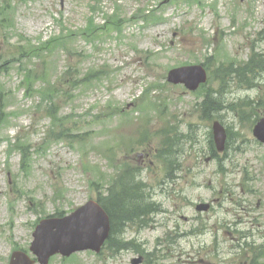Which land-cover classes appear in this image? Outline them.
I'll return each mask as SVG.
<instances>
[{
	"label": "rangeland",
	"instance_id": "374dc122",
	"mask_svg": "<svg viewBox=\"0 0 264 264\" xmlns=\"http://www.w3.org/2000/svg\"><path fill=\"white\" fill-rule=\"evenodd\" d=\"M94 3L0 0V65L5 63L0 69V264H9L15 247L29 249L39 217L57 209L69 212L115 184L116 168L93 147L107 149L106 140L114 143L112 158L123 169L133 164L143 169L141 177L162 210L152 220L149 216L146 226L127 230L125 239L139 244L137 251L107 248L66 260L55 255L49 264H133L144 256L139 264H243L252 249L239 245L264 244V145L253 135L264 102H254L248 114L231 108L215 113L233 131L222 154L223 170L219 160H207L213 120L202 118L197 102L220 88L217 67L241 66L253 49L264 54V0H102L96 9ZM151 4L153 13L145 14ZM114 14L121 31L107 23L106 15ZM142 15L148 16L142 20ZM91 17L105 25L95 39L85 29ZM204 61L209 80L197 93L168 83L170 68ZM69 65V81H60ZM93 67L104 73L97 79L90 73L89 80ZM229 78L223 81L226 103L261 100L264 71L252 85ZM73 79L76 85L70 84ZM154 84L159 87L150 89ZM144 99L157 101L149 109V139L132 142L131 150L116 145L145 126L148 112L137 109ZM49 105L61 123L53 124L44 112ZM108 106L133 109L132 121L122 126L119 119H95ZM169 121L182 136L175 147L180 165L174 178L156 158L162 145L156 132ZM115 126L117 137L105 129ZM53 128L58 133L50 136ZM80 133H86V145L76 138ZM199 202H213L214 209L198 211Z\"/></svg>",
	"mask_w": 264,
	"mask_h": 264
},
{
	"label": "water",
	"instance_id": "95a60500",
	"mask_svg": "<svg viewBox=\"0 0 264 264\" xmlns=\"http://www.w3.org/2000/svg\"><path fill=\"white\" fill-rule=\"evenodd\" d=\"M169 79L175 82L183 81L189 88L196 89L206 80V72L199 66L181 67L172 70ZM254 134L264 141V119L258 122ZM214 136L218 149L223 150L226 132L219 122L214 124ZM110 229L108 214L96 201L91 200L70 216L43 220L34 233L35 240L31 249L43 264H47L49 257L57 252L70 254L86 248L99 250L108 238ZM34 262L27 254L19 251L14 253L11 264Z\"/></svg>",
	"mask_w": 264,
	"mask_h": 264
},
{
	"label": "trees",
	"instance_id": "16d2710c",
	"mask_svg": "<svg viewBox=\"0 0 264 264\" xmlns=\"http://www.w3.org/2000/svg\"><path fill=\"white\" fill-rule=\"evenodd\" d=\"M247 70V67L244 71ZM221 75L223 76L221 69ZM219 91L209 90L208 95L203 101L204 114L208 119L215 116L212 107L223 105L222 96ZM249 104L241 105V108H248ZM211 143L214 145L213 141ZM129 169L121 172L117 177L115 184L108 189V193L100 196V200L111 216L112 233L108 242L109 246L117 249L125 246L119 241L118 233L124 231L129 223L146 224L148 216L151 212L157 210L156 203L149 201L145 193V184L137 181L135 177V169ZM127 244L139 250L138 245H134L133 241Z\"/></svg>",
	"mask_w": 264,
	"mask_h": 264
},
{
	"label": "bare ground",
	"instance_id": "6f19581e",
	"mask_svg": "<svg viewBox=\"0 0 264 264\" xmlns=\"http://www.w3.org/2000/svg\"><path fill=\"white\" fill-rule=\"evenodd\" d=\"M260 71H264V66H260L258 70L250 72L248 75L244 76L242 78L241 82L244 83V84H252V83H254L252 79L254 78V76H257V74ZM224 107H225L224 104L222 106L221 105H216V106L212 107V111L215 112V113L216 112H222Z\"/></svg>",
	"mask_w": 264,
	"mask_h": 264
}]
</instances>
